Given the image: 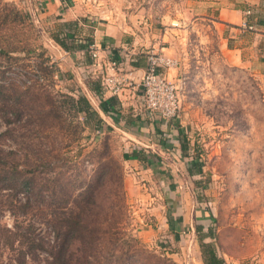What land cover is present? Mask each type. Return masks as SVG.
Here are the masks:
<instances>
[{"label":"rangeland","instance_id":"374dc122","mask_svg":"<svg viewBox=\"0 0 264 264\" xmlns=\"http://www.w3.org/2000/svg\"><path fill=\"white\" fill-rule=\"evenodd\" d=\"M199 1L128 3L129 10L143 12V25L153 22L160 32L187 22L185 31L173 32L170 56L177 62L179 120L189 143L182 164L155 161L149 171H136L141 169L137 165L129 173L124 159L131 145L122 134L109 130L96 137L65 102L76 85L63 78L68 71L61 65L63 51L54 36L59 34L70 44L74 39L64 33L69 30L53 27L54 22L42 17L46 0H0V48L7 52L19 47L12 54H0V84L10 85L5 94L21 92L25 97L18 142L3 136L0 146L17 153L10 154L8 163L18 164L30 181L21 194L3 190L0 184V264H47L46 252L54 240L47 226L53 222L52 210L70 200L67 207L75 208L78 193L105 166L114 177L100 189L104 212L113 207L110 220H120L121 204L107 200L123 187L125 229L138 237L139 230L148 228L152 237L145 245L162 260L204 264L201 244L210 243L225 264H264V81L251 70L227 64L215 31L192 27L188 12ZM7 126L0 113V134ZM196 157L204 164L203 174L191 176L187 168ZM197 225L204 227L201 234ZM18 226L24 238L20 236L10 249L7 245L14 239L10 231ZM210 228L213 237L201 238ZM124 253L110 256L112 264ZM133 263L134 258L129 264Z\"/></svg>","mask_w":264,"mask_h":264},{"label":"crops","instance_id":"0c3cea01","mask_svg":"<svg viewBox=\"0 0 264 264\" xmlns=\"http://www.w3.org/2000/svg\"><path fill=\"white\" fill-rule=\"evenodd\" d=\"M129 1L46 0L42 17L54 22L53 27L69 26L68 36L76 46L67 50L58 45L63 51L59 52L63 53L61 65L68 71L63 78L76 85L70 90L73 96L82 94L88 98L105 122L104 131L120 132L131 145L125 150L124 160L132 173V166L141 165L136 170L140 172L151 169L146 160L149 155L175 164H182L187 156L181 149L183 126L179 117L166 122L159 115L149 114L141 87L150 51L161 50L172 58L173 32L185 31L182 29L187 22L179 29L168 26L160 32L153 22L147 20L143 25V12L129 10ZM188 13L192 27L207 26L218 34L227 64L251 70L264 81V0H201ZM79 44L85 47L79 49ZM93 53L98 57L94 58ZM177 72L175 68L163 70L170 80L176 78ZM130 203H134L133 198ZM138 237L147 243L152 235L147 228L139 230Z\"/></svg>","mask_w":264,"mask_h":264},{"label":"trees","instance_id":"16d2710c","mask_svg":"<svg viewBox=\"0 0 264 264\" xmlns=\"http://www.w3.org/2000/svg\"><path fill=\"white\" fill-rule=\"evenodd\" d=\"M17 13V12H16ZM6 16L3 20L6 21ZM1 21V16H0ZM14 22V21H13ZM69 29V26H65ZM66 31V30H65ZM67 32V33H66ZM64 32L68 37V31ZM55 41L64 49L74 48L76 42L67 43L65 39H61L59 34H55ZM79 49H83L85 46L79 44ZM17 48H10L7 52H3V48H0V54L9 55L18 51ZM10 85L0 84V94L3 98L0 106V113L7 123V129L0 134V138L7 136V138H13L16 142L19 140V135L16 132H20L22 129L21 123L25 113L23 112V106L25 104V97L23 93H16L7 95L3 90ZM67 104H70L73 116L82 117V125L88 129L91 133H94L96 137L103 134L105 122L99 116L98 112L91 105L88 98L84 95L75 97L73 95L65 96ZM54 117L60 118L61 115L56 114ZM17 126L15 131L11 130L12 126ZM53 127V125H52ZM54 128H51V131ZM54 132V131H53ZM181 149L183 152H187L189 149V143L186 137L181 139ZM10 154L17 156L16 152H6L0 146V184L3 190H15L16 192L24 193L30 186V181L25 178L21 171H19L18 164L8 163ZM138 159H143L140 154H133ZM154 157V158H153ZM149 155L146 160L148 165L156 167V162H161L157 156ZM204 164L200 161L199 157H196L188 168V173L191 176H200L203 174ZM114 177L111 171L105 166L101 168L100 174L95 178L87 182L85 189L78 193L75 200V208H68L67 205L70 201L63 206L56 207L52 210L53 222L50 223L49 228L54 233V240L52 249L46 252L49 262L47 264H109L114 263L110 260V256L115 257L119 252L124 253L125 257H121V260L117 264H129L134 258L133 264H175L169 263L167 260H162L160 256L151 251L137 236L130 232H127L126 228V195L125 192H116L112 194L111 198L107 201L116 200L121 204L119 208L122 211V216L119 221L110 220L109 212H113V207H108V213L103 209V197L100 189L105 185L108 180ZM121 180V179H120ZM124 178L122 177L121 183L123 186ZM25 210V204H22ZM25 215L20 216L24 217ZM208 217H211L210 212L207 213ZM101 217V220L99 219ZM171 229L174 225L170 223ZM14 228V227H13ZM22 226H18L10 233L14 238L12 242L7 245L12 249L15 246V242L19 237H23L20 232ZM196 230L199 234L204 231V227L201 225L196 226ZM26 237V235H24ZM213 237L212 229L205 235H201V238ZM24 238V237H23ZM43 251H48L43 246ZM204 264H225L224 260L218 256L214 246L210 243L201 244ZM100 256L101 259H97Z\"/></svg>","mask_w":264,"mask_h":264},{"label":"built area","instance_id":"2783aa9c","mask_svg":"<svg viewBox=\"0 0 264 264\" xmlns=\"http://www.w3.org/2000/svg\"><path fill=\"white\" fill-rule=\"evenodd\" d=\"M39 5L42 6V3ZM93 57L97 58V53H93ZM176 67L177 62L164 52H152L147 57V68L141 83L145 110L149 114L159 115L166 122L178 118L181 109L178 85L163 73L164 69ZM115 89L118 90V87Z\"/></svg>","mask_w":264,"mask_h":264}]
</instances>
